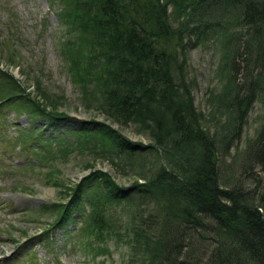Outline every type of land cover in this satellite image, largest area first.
I'll use <instances>...</instances> for the list:
<instances>
[{
  "label": "trees",
  "instance_id": "obj_1",
  "mask_svg": "<svg viewBox=\"0 0 264 264\" xmlns=\"http://www.w3.org/2000/svg\"><path fill=\"white\" fill-rule=\"evenodd\" d=\"M49 1L58 7L60 52L72 81L112 117L147 131L151 142L88 120L45 137L33 122L22 128V144L43 157L40 145L65 143L62 153L91 149L131 162L154 152L163 159L147 180L129 186L100 169L85 174L64 190L66 200L46 206L55 229L79 223L75 239L94 258L109 254L108 239L123 241L125 264H264V117L239 152L241 176L222 185L219 174L253 103L264 101V0ZM210 38L225 78L218 92L207 93L212 128L185 75L187 51ZM36 87L50 100L38 81ZM20 105L54 129L69 118L0 68V109ZM144 198L152 199L155 220L140 211ZM120 205L128 206L127 224L119 223Z\"/></svg>",
  "mask_w": 264,
  "mask_h": 264
},
{
  "label": "rangeland",
  "instance_id": "obj_2",
  "mask_svg": "<svg viewBox=\"0 0 264 264\" xmlns=\"http://www.w3.org/2000/svg\"><path fill=\"white\" fill-rule=\"evenodd\" d=\"M57 8L49 0H0V68L11 73L22 89L48 109L56 105L69 115L54 129L45 119L33 121L21 105L0 109V264H98V260L103 264H125L128 248L123 241L108 239L109 254L94 258L75 239L79 223L68 226L67 232L56 230L52 223L55 213L46 206L66 200L64 190L93 169L105 171L120 185L129 186L147 180L163 159L154 152L135 155L131 162L123 158L111 161L91 149L74 148L62 153L60 147L64 148L65 143L59 147L57 143L40 145L37 151L43 152V157L21 142L22 128L33 122L37 128L42 126L45 137L64 133L68 126L82 125V121L88 120L105 122L133 141L151 142L147 131L140 130L134 122L112 117L84 97L72 81L60 52L62 27L57 20ZM220 56L215 38H210L191 47L186 57L185 75L191 81L193 104L210 117L205 124L211 128L217 122L208 115L207 93L218 92L224 82L219 71ZM37 81L42 90L49 92L50 100L42 97ZM262 97L253 103L242 135L229 156L221 160L222 185L241 176L239 152L263 123ZM152 203L149 198L140 201V211L151 214L150 221L155 220ZM116 212L119 223L127 224L128 206L120 205ZM48 236L52 240L46 245Z\"/></svg>",
  "mask_w": 264,
  "mask_h": 264
}]
</instances>
